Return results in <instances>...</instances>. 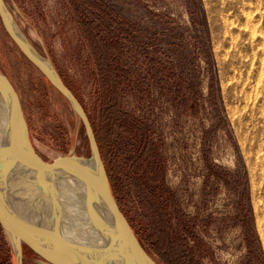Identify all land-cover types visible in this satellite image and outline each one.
I'll return each mask as SVG.
<instances>
[{
    "label": "rangeland",
    "instance_id": "obj_1",
    "mask_svg": "<svg viewBox=\"0 0 264 264\" xmlns=\"http://www.w3.org/2000/svg\"><path fill=\"white\" fill-rule=\"evenodd\" d=\"M4 1L88 113L157 264H264V0ZM0 72L44 160L90 158L80 119L1 20ZM0 264H17L1 228Z\"/></svg>",
    "mask_w": 264,
    "mask_h": 264
},
{
    "label": "water",
    "instance_id": "obj_2",
    "mask_svg": "<svg viewBox=\"0 0 264 264\" xmlns=\"http://www.w3.org/2000/svg\"><path fill=\"white\" fill-rule=\"evenodd\" d=\"M0 20L9 38L23 56L68 101L83 125L91 152L89 159L83 158L85 165L78 170L63 166L61 159L44 160L32 145L19 95L12 82L0 72V137L5 145L14 147L20 157L19 160L4 151V159L13 169L20 167L31 172L35 182L56 193L59 191V179L74 180L87 194L95 198L105 212L103 229L107 246L96 252L64 234L59 224V231L54 232L34 226L21 218L7 196L0 174V228L13 247L17 264H25V252L32 254L39 264H157L141 245L117 203L85 108L50 62L41 57L28 42L4 0H0ZM117 236L123 245L114 250Z\"/></svg>",
    "mask_w": 264,
    "mask_h": 264
},
{
    "label": "bare ground",
    "instance_id": "obj_3",
    "mask_svg": "<svg viewBox=\"0 0 264 264\" xmlns=\"http://www.w3.org/2000/svg\"><path fill=\"white\" fill-rule=\"evenodd\" d=\"M4 151L20 160L15 148L5 145L0 137L2 182L13 208L21 218L49 231H59L60 226L64 234L96 252L107 246L103 229L105 212L92 195L68 178L58 180V193L41 186L35 182L31 172L20 167L13 169L4 159ZM60 161L71 170L81 169L85 165V160L78 157H66ZM122 245V240L115 237L113 249L117 250Z\"/></svg>",
    "mask_w": 264,
    "mask_h": 264
},
{
    "label": "trees",
    "instance_id": "obj_4",
    "mask_svg": "<svg viewBox=\"0 0 264 264\" xmlns=\"http://www.w3.org/2000/svg\"><path fill=\"white\" fill-rule=\"evenodd\" d=\"M105 163V162H104ZM105 166H106V164H105ZM106 169H107V173H108V177H109V180H110V185H111V189H112V192H113V194H116V184L112 181V179H111V175H110V171L108 170V168L106 167ZM115 196V195H114ZM117 203H118V201H117ZM119 205V204H118ZM140 241V240H139ZM140 243H141V241H140ZM141 245L143 246V244L141 243Z\"/></svg>",
    "mask_w": 264,
    "mask_h": 264
}]
</instances>
